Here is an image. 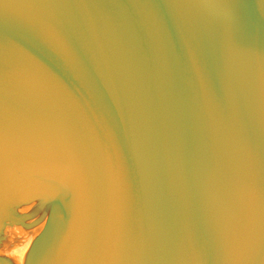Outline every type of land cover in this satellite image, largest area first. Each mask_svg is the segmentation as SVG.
I'll return each mask as SVG.
<instances>
[{"label":"water","instance_id":"1","mask_svg":"<svg viewBox=\"0 0 264 264\" xmlns=\"http://www.w3.org/2000/svg\"><path fill=\"white\" fill-rule=\"evenodd\" d=\"M0 185L52 264H264V0H0Z\"/></svg>","mask_w":264,"mask_h":264},{"label":"bare ground","instance_id":"2","mask_svg":"<svg viewBox=\"0 0 264 264\" xmlns=\"http://www.w3.org/2000/svg\"><path fill=\"white\" fill-rule=\"evenodd\" d=\"M56 195V187L0 185V264H52Z\"/></svg>","mask_w":264,"mask_h":264},{"label":"rangeland","instance_id":"3","mask_svg":"<svg viewBox=\"0 0 264 264\" xmlns=\"http://www.w3.org/2000/svg\"><path fill=\"white\" fill-rule=\"evenodd\" d=\"M21 213H24V212H19V214H21ZM22 215V214H21ZM1 226V225H0Z\"/></svg>","mask_w":264,"mask_h":264}]
</instances>
